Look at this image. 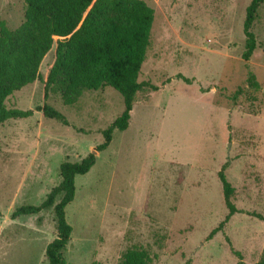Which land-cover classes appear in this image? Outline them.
Listing matches in <instances>:
<instances>
[{"label": "rangeland", "instance_id": "rangeland-1", "mask_svg": "<svg viewBox=\"0 0 264 264\" xmlns=\"http://www.w3.org/2000/svg\"><path fill=\"white\" fill-rule=\"evenodd\" d=\"M142 1L155 20L139 82L157 91L138 93L128 129L115 131L90 172L76 178L75 199L66 207L73 228L67 263L118 264L128 249L142 247L152 264H260L264 4L252 27L257 48L246 62L244 23L252 0ZM25 10V0H0V21L15 30ZM56 47L44 58L40 79L6 102L33 116L0 125V264H47L46 248L57 236L54 210L17 219L13 212L41 205L61 182L60 166L93 152L124 111V98L112 87L85 91L71 106L52 92L46 98ZM250 72L260 89L249 86ZM45 104L69 125L37 111ZM227 162L242 213L207 241L228 214L218 176Z\"/></svg>", "mask_w": 264, "mask_h": 264}, {"label": "trees", "instance_id": "trees-1", "mask_svg": "<svg viewBox=\"0 0 264 264\" xmlns=\"http://www.w3.org/2000/svg\"><path fill=\"white\" fill-rule=\"evenodd\" d=\"M25 3V21L17 29L11 30L5 21H0V125L11 119L33 116V110L9 109L6 102L16 92L40 79L41 64L55 42L56 57L46 81V98L52 92L59 95L65 105L71 106L85 91L112 87L122 95L125 103L121 116L103 131L101 145L81 162H65L60 166L61 182L41 205H26L12 214V218L17 219L53 209L57 236L46 248L47 264H69L65 252L73 228L67 221L66 207L75 199L76 178L90 172L96 162V153L108 148L115 131L128 129L138 93L148 89L157 91L155 86L139 82L151 45L155 12L142 0H25ZM263 4L264 0H252L247 8L246 49L242 56L246 62L257 48L252 27ZM180 77L191 83L189 78ZM248 84L253 89H260L253 72L249 73ZM241 92L242 89L234 94V100ZM37 111L69 125L66 117L48 104L38 107ZM228 168L227 162L218 174L228 214L210 232L207 241L222 232L235 214L242 213L233 202L235 188L226 177ZM257 217L264 220L262 216ZM232 251L242 260L240 252ZM152 262L146 249L134 247L123 253L118 264ZM91 264L101 263L94 261ZM260 264H264V253Z\"/></svg>", "mask_w": 264, "mask_h": 264}]
</instances>
